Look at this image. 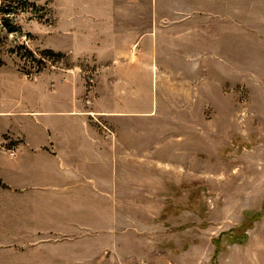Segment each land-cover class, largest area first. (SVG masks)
<instances>
[{
  "label": "rangeland",
  "instance_id": "1",
  "mask_svg": "<svg viewBox=\"0 0 264 264\" xmlns=\"http://www.w3.org/2000/svg\"><path fill=\"white\" fill-rule=\"evenodd\" d=\"M32 1L37 10L13 20L20 33L7 34L0 17V68L29 81L73 65L47 57L36 73L31 56L44 60L55 43V6ZM262 1L240 0L236 85L210 76L165 84L150 110L141 101L121 122V179L111 197L94 199V218L79 214L88 228H35L0 184V264H264V41L244 30H263Z\"/></svg>",
  "mask_w": 264,
  "mask_h": 264
},
{
  "label": "crops",
  "instance_id": "2",
  "mask_svg": "<svg viewBox=\"0 0 264 264\" xmlns=\"http://www.w3.org/2000/svg\"><path fill=\"white\" fill-rule=\"evenodd\" d=\"M53 1L55 43L46 49L73 65L34 81L0 68V182L35 228L78 230L88 228L79 214L94 218V199L111 197L121 179V122L141 101L150 110L162 85L207 76L237 84L240 0ZM262 22L263 30L247 25V36L264 41V14Z\"/></svg>",
  "mask_w": 264,
  "mask_h": 264
},
{
  "label": "trees",
  "instance_id": "3",
  "mask_svg": "<svg viewBox=\"0 0 264 264\" xmlns=\"http://www.w3.org/2000/svg\"><path fill=\"white\" fill-rule=\"evenodd\" d=\"M45 6L39 8L44 10ZM38 6L32 0H1L0 3V17H1V25L2 29H5L7 34H18L21 32L20 27H18L14 23V19L22 14L29 13V10H37ZM24 47V46H23ZM23 49V48H21ZM31 56V55H30ZM40 56H44V60H36L33 56H31L32 61L37 63L38 70L36 73H39L45 68L46 63L50 62L46 58L55 59V63L59 62L60 59H63L65 56L60 53H55L51 50H46L41 52ZM23 58V56H22ZM21 58V60H22ZM29 76V75H28ZM1 184V182H0ZM2 185V184H1ZM3 188L6 189L5 186L2 185Z\"/></svg>",
  "mask_w": 264,
  "mask_h": 264
},
{
  "label": "built area",
  "instance_id": "4",
  "mask_svg": "<svg viewBox=\"0 0 264 264\" xmlns=\"http://www.w3.org/2000/svg\"><path fill=\"white\" fill-rule=\"evenodd\" d=\"M91 83H93V81L91 80ZM10 155L12 156V157H15L16 156V153H15V151H11L10 152Z\"/></svg>",
  "mask_w": 264,
  "mask_h": 264
}]
</instances>
